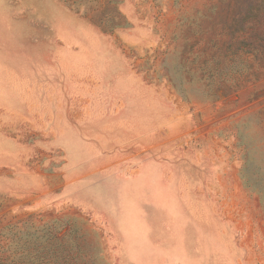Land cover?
Listing matches in <instances>:
<instances>
[{
  "label": "rangeland",
  "instance_id": "1",
  "mask_svg": "<svg viewBox=\"0 0 264 264\" xmlns=\"http://www.w3.org/2000/svg\"><path fill=\"white\" fill-rule=\"evenodd\" d=\"M0 264H264V0H0Z\"/></svg>",
  "mask_w": 264,
  "mask_h": 264
}]
</instances>
